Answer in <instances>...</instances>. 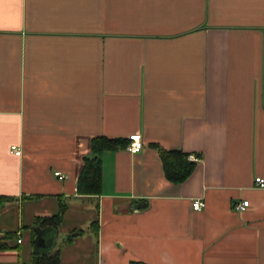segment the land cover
I'll return each mask as SVG.
<instances>
[{
    "label": "crops",
    "instance_id": "crops-1",
    "mask_svg": "<svg viewBox=\"0 0 264 264\" xmlns=\"http://www.w3.org/2000/svg\"><path fill=\"white\" fill-rule=\"evenodd\" d=\"M135 133L80 195L90 139ZM157 147L198 157L182 183ZM258 177L264 0H0V264H27L35 238L63 264L74 237L69 264H264Z\"/></svg>",
    "mask_w": 264,
    "mask_h": 264
},
{
    "label": "trees",
    "instance_id": "trees-1",
    "mask_svg": "<svg viewBox=\"0 0 264 264\" xmlns=\"http://www.w3.org/2000/svg\"><path fill=\"white\" fill-rule=\"evenodd\" d=\"M130 140L124 137L109 138L96 136L90 139L89 156L83 158V165L77 178V192L80 195L91 196L100 194L101 190V164L102 155L106 151L125 149ZM162 163L164 175L172 183H182L192 172L196 161L188 159L189 154L179 150H165L157 147ZM2 198L0 197V203ZM63 210L50 218H42L37 222L46 226L50 223L56 224L62 216ZM16 238V232H8L0 236V251L12 249L11 242ZM27 264H60L59 251L51 253L32 252ZM130 264H142L131 262Z\"/></svg>",
    "mask_w": 264,
    "mask_h": 264
},
{
    "label": "built area",
    "instance_id": "built-area-1",
    "mask_svg": "<svg viewBox=\"0 0 264 264\" xmlns=\"http://www.w3.org/2000/svg\"><path fill=\"white\" fill-rule=\"evenodd\" d=\"M129 144L127 145L126 149L130 152V153H136V152H139L141 150V139H140V135L138 133H135V134H132L129 136ZM10 152L13 153L14 155H21V150L15 146V145H12L10 147ZM188 159L190 161H198V157L196 155H193V154H189L188 156ZM58 174V173H56ZM255 184L256 186L258 187H264V180L260 177L256 178L255 179ZM248 201L245 200V201H242L240 203H236L233 208L234 210L236 211H243L245 210L247 207H248ZM204 206V202L197 199L195 201H193L192 203V209L195 210V211H199L203 208ZM19 243L21 242L20 239L17 240Z\"/></svg>",
    "mask_w": 264,
    "mask_h": 264
},
{
    "label": "rangeland",
    "instance_id": "rangeland-1",
    "mask_svg": "<svg viewBox=\"0 0 264 264\" xmlns=\"http://www.w3.org/2000/svg\"><path fill=\"white\" fill-rule=\"evenodd\" d=\"M86 231H89L88 229H86ZM39 238H35V244L33 246V251L34 252H44L46 253L49 249L52 248V242L49 240V238L46 239L45 241V245L44 246H38L37 245V240ZM73 242H71L69 245H64V246H61L60 247V250H61V253H62V256H65L66 258H63V264H69L68 260H66L67 258H71L73 259V257L75 258H78V251L79 250L78 248L80 247H83V243L81 242V240L79 239H76V237H74L72 239ZM22 249L24 251L21 250V255L22 257L24 256L25 254V249H31V246H30V243L28 242H24L23 245H22ZM55 250H59V248H55L52 252H54ZM72 251V252H71ZM81 254V253H80ZM83 257V256H82ZM92 254L89 253L88 251V255H87V258H88V261L91 262V258H92ZM24 260H22L23 262Z\"/></svg>",
    "mask_w": 264,
    "mask_h": 264
},
{
    "label": "water",
    "instance_id": "water-1",
    "mask_svg": "<svg viewBox=\"0 0 264 264\" xmlns=\"http://www.w3.org/2000/svg\"><path fill=\"white\" fill-rule=\"evenodd\" d=\"M143 206H145V204L144 205L138 204V205H136V208H141Z\"/></svg>",
    "mask_w": 264,
    "mask_h": 264
}]
</instances>
